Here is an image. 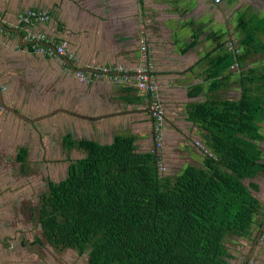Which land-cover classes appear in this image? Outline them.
Masks as SVG:
<instances>
[{
	"label": "crops",
	"instance_id": "crops-1",
	"mask_svg": "<svg viewBox=\"0 0 264 264\" xmlns=\"http://www.w3.org/2000/svg\"><path fill=\"white\" fill-rule=\"evenodd\" d=\"M169 3L174 6L167 8ZM30 8L50 12L46 22L32 28L52 40H67L78 58L77 69L90 76L95 68L121 65L128 78L100 75L80 81L62 56L32 52L24 29L16 26L18 13ZM0 14L2 98L33 119H16L0 106V133L30 123V132L47 131L49 141L51 133L59 132L60 140L71 133L99 143L126 135L134 137L138 150L152 151L146 93L136 87L133 71L149 61L165 113L168 175L203 162L210 120L219 122L227 112L254 119L257 135L249 142L264 165V0H0ZM159 21L184 31L172 35ZM141 26L149 60L140 49ZM197 107L207 110L204 123L196 116ZM245 184L264 211V170ZM7 201L0 197V223L7 222L1 213ZM263 218L264 213L261 223ZM259 227L248 236L227 237L226 264H241L250 255L248 264H264V238L252 247Z\"/></svg>",
	"mask_w": 264,
	"mask_h": 264
},
{
	"label": "trees",
	"instance_id": "trees-1",
	"mask_svg": "<svg viewBox=\"0 0 264 264\" xmlns=\"http://www.w3.org/2000/svg\"><path fill=\"white\" fill-rule=\"evenodd\" d=\"M195 113L207 120L203 107ZM251 122L244 112L211 119L203 162L175 176L132 136L80 141L85 157L52 187L40 217L47 238L87 252L90 264H226L227 237L252 234L264 213L245 184L264 170L249 142L257 135ZM73 142L68 137L67 146Z\"/></svg>",
	"mask_w": 264,
	"mask_h": 264
},
{
	"label": "flooded vegetation",
	"instance_id": "flooded-vegetation-1",
	"mask_svg": "<svg viewBox=\"0 0 264 264\" xmlns=\"http://www.w3.org/2000/svg\"><path fill=\"white\" fill-rule=\"evenodd\" d=\"M48 114L45 113L43 116ZM14 117L16 119L19 118L15 115ZM19 119L24 120L22 118ZM59 133L60 135L62 134V132ZM68 135L70 139L74 140L71 146H67L68 139L59 140V150L64 158L62 162H66L65 168L58 172L56 167L50 166L49 172L46 171L44 175L42 174L37 178L36 174L40 169L38 170V164L31 160V157L35 155L33 152L34 143L31 138L30 142H28L29 136L19 141L8 135L6 131L0 133V183L4 184L5 189L9 187L11 192L16 193L14 198L17 205L14 215H11V201L8 200L6 208L8 214H4L6 212L4 210L1 212L7 222L0 223V264H30V252L34 257H37L38 262H40L39 260H44L43 262L46 264H48V261H52V264H60L62 259L60 255L64 253L63 251L73 249L55 246L47 238L40 218L49 208L48 198L52 187L67 178L71 164L85 157L86 151L81 147L80 141H94L87 138L80 139L71 133ZM48 145L50 144L48 143ZM5 148L7 149L6 152L4 151ZM159 154L162 162V168L159 170L167 174L168 169L166 168L163 143L159 149ZM43 161L45 162L44 159ZM55 163L61 164L58 161ZM34 177L36 178L35 181ZM4 188L0 186V191H4ZM5 192L7 191L5 190ZM8 195L10 198L12 197L10 194ZM1 230L6 234H3ZM25 247L29 248L27 252L24 250L26 249ZM84 253L86 254L87 264H90L87 252L78 253L76 251L78 256Z\"/></svg>",
	"mask_w": 264,
	"mask_h": 264
},
{
	"label": "built area",
	"instance_id": "built-area-1",
	"mask_svg": "<svg viewBox=\"0 0 264 264\" xmlns=\"http://www.w3.org/2000/svg\"><path fill=\"white\" fill-rule=\"evenodd\" d=\"M218 2L219 0H215ZM51 14L49 11L27 9L24 12H19L17 15L16 26L23 28L25 31V39L28 42L30 50L34 53L42 55H56L62 56L66 60L70 61L73 66L77 65L78 58L76 54L71 51L68 47V42L65 39L52 40L47 38L43 31H34L33 25L37 23L46 22L50 18ZM0 21H2V16L0 14ZM142 39L140 44V49L142 50V56L148 59L146 55L147 50V38L144 35V27L141 26ZM149 60V59H148ZM236 65V63H235ZM234 66V64L232 65ZM151 67L150 62L143 66L136 67L134 71V78L136 82V87L139 90H143L146 93L147 110L152 121V129L154 134V151L159 153V149L162 145V131L165 121V113L162 102L158 96V83L152 78L149 71ZM74 76L80 81L90 82L94 76L107 75L113 80H120L121 78H128V70L121 66H111V67H98L95 68L91 75L87 71L76 69L73 70ZM159 169L162 168V162L159 159L157 162ZM264 238V231L261 234Z\"/></svg>",
	"mask_w": 264,
	"mask_h": 264
},
{
	"label": "rangeland",
	"instance_id": "rangeland-1",
	"mask_svg": "<svg viewBox=\"0 0 264 264\" xmlns=\"http://www.w3.org/2000/svg\"><path fill=\"white\" fill-rule=\"evenodd\" d=\"M15 131L7 130L6 132L8 135L12 136L14 139H17L19 141L23 140L24 138L29 136L28 142H30V138H31V140L34 143L33 152L35 153V155H33V157H31V160L36 162L38 164L37 169L38 170L40 169L38 171V173L36 174L37 178H38V176H41L42 174L44 175V173L46 171H48L50 166L56 167L58 172H61V170L63 168H65L66 162H62V159H64V158H63V154L59 150V148H60L59 147L60 133H57V134L51 133L52 134L51 135L52 140L49 141L48 135H50V133H48L47 131L30 132V123H28L24 126H21L18 129V131L15 129ZM30 133H31V137H30ZM48 143L50 145H48ZM4 151L6 152L7 149L5 148ZM43 159L45 160V162L43 161ZM56 161L60 162L61 164L55 163ZM45 166H46V168H44ZM166 168L170 169L171 166L168 164L166 166ZM163 171H164V169H163ZM4 178H6V177H4ZM33 179L35 181L36 178L34 177ZM0 186H2L3 188L5 187L4 184H2V183H0ZM3 190L4 191H2V192L0 191V197L3 201H5V200L11 201V203H10V212L11 213L10 214L14 215V210L17 207L16 202H15V198H14L16 193L13 191L11 192L9 187L6 189L4 188ZM5 190L7 192H5ZM8 192H10V193H8ZM4 193H6V194H4ZM8 194H10L12 197L10 198ZM4 211H6V208L4 209ZM4 214H8V212L6 211ZM37 230H38V228H37ZM1 231L3 234H6V233H4L3 230H1ZM25 248L26 249H24V250H25V252H27V250H29V248L28 247H25ZM63 252L64 253H62V255H60L62 257L60 264H87L85 253L78 256L76 254V251L73 249L72 250H65ZM21 254H23V253H21ZM37 260H38L37 257H34L30 252V264H46L43 262L44 260H39L40 262H38ZM48 264H52V261H48Z\"/></svg>",
	"mask_w": 264,
	"mask_h": 264
},
{
	"label": "water",
	"instance_id": "water-1",
	"mask_svg": "<svg viewBox=\"0 0 264 264\" xmlns=\"http://www.w3.org/2000/svg\"><path fill=\"white\" fill-rule=\"evenodd\" d=\"M171 6H174V3H169L167 8L168 7H171ZM153 11H151L152 13ZM169 17V16H168ZM167 17V18H168ZM151 20H153L154 18H156V16H150ZM159 24L161 27H167L171 32L172 35H175L176 33H182L184 30L181 26H177V25H173V24H170V23H163L162 21H159ZM0 25L2 26L3 24L0 23ZM193 28V26L191 27ZM182 35V34H181ZM182 38H184V36H182ZM180 38V39H182ZM173 39V38H172ZM66 60V59H65ZM68 66L72 69V70H76L77 68L75 66H73L72 64H70V61L66 60ZM0 106L3 108V109H6L8 110V112H11L12 114H14L15 116L19 117V118H22L24 120H27V121H32L33 119L32 118H29L25 115H23L17 108L13 107V106H10V105H7L4 101H3V98H2V92H1V87H0ZM61 110H63L64 112L66 113H70L69 110L67 109H63V108H60ZM80 115V114H79ZM35 119H38V118H35ZM264 230V218H263V221L259 227V230H258V233L256 235V238L254 239L253 241V244H252V247L255 248L256 247V244H257V241L259 240L261 234H262V231ZM251 256V255H250ZM249 257H244L241 264H248L251 260V258Z\"/></svg>",
	"mask_w": 264,
	"mask_h": 264
}]
</instances>
